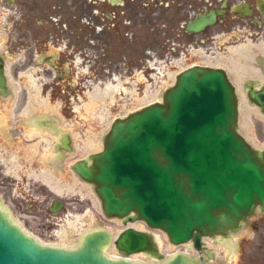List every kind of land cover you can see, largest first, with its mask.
<instances>
[{
  "label": "water",
  "instance_id": "water-1",
  "mask_svg": "<svg viewBox=\"0 0 264 264\" xmlns=\"http://www.w3.org/2000/svg\"><path fill=\"white\" fill-rule=\"evenodd\" d=\"M202 26L196 20L188 28ZM248 96L264 112V84H250ZM72 168L94 185L105 215L122 218L125 228L114 236L95 227L74 246L46 244L0 204V264H206L186 251L166 256L153 232L128 223L143 220L172 243L191 241L202 252L204 237L218 242L264 211V145L240 131L238 90L220 66L180 71L161 100L115 118L103 148ZM113 243L121 255L105 252ZM136 252L157 259L128 258Z\"/></svg>",
  "mask_w": 264,
  "mask_h": 264
},
{
  "label": "flooded vegetation",
  "instance_id": "flooded-vegetation-1",
  "mask_svg": "<svg viewBox=\"0 0 264 264\" xmlns=\"http://www.w3.org/2000/svg\"><path fill=\"white\" fill-rule=\"evenodd\" d=\"M196 20L203 22L202 28L190 30L189 24ZM4 21L11 29L1 42L8 51L23 50L28 62L39 52L40 45L54 42L59 51L48 52L42 59L47 64L44 69L47 74L46 69L54 67L56 62L58 66L63 65L60 73L55 74L59 80L72 72L66 61L73 60L79 42L86 44L88 58L98 56L95 52L99 42H103L101 48L106 57L110 56L111 47L118 44L115 59L125 57L127 46H134L136 59L143 55L148 57L152 69H159L154 64L159 59H174L178 50L176 45L162 50L157 42L159 34L166 33V39L174 44L188 42L189 53L209 56L210 61L219 60L220 65L228 68L227 62L232 63L236 46L248 44L254 48L255 42L264 45V0H0V23ZM36 25L59 27V33L51 30L45 40L40 41L33 30ZM209 51L211 54H207ZM256 58L264 73L263 51L258 50ZM0 66L5 67L4 77H0V96H10L18 106L13 128H8L4 119H0V135L4 139L0 142V200L12 198L15 206L31 210L23 200L17 199L23 193L18 188L28 186L43 209L48 196L46 167L63 168V159L70 153L64 150L63 138L67 137L73 149L72 133L60 130L56 118L41 113L44 103L40 102V97L44 87L39 80L43 76L36 72L21 74L17 67L9 71L1 52ZM24 75L28 78L26 85ZM30 76L34 81L32 86ZM47 128L50 129L49 137ZM24 141L27 147L21 146ZM55 200L53 198L47 206L50 210ZM58 201L61 209L67 202H73ZM10 207L15 212L11 203ZM231 258L233 264H264V211H255L234 233Z\"/></svg>",
  "mask_w": 264,
  "mask_h": 264
},
{
  "label": "rangeland",
  "instance_id": "rangeland-1",
  "mask_svg": "<svg viewBox=\"0 0 264 264\" xmlns=\"http://www.w3.org/2000/svg\"><path fill=\"white\" fill-rule=\"evenodd\" d=\"M10 29L6 21L0 23V52L4 54L8 62L9 71L11 68L17 67L21 74L36 72L35 74L43 76L39 80L40 86L44 87L43 94L40 97L43 99H40V102L44 103L40 107L41 113L45 114L44 112H46L48 116L56 118V123L60 130L62 128L72 133L75 148L66 155L63 160V168L55 170L51 168L50 170L53 174L62 172L67 175V178L62 183H52V185L47 187L46 208L40 209L41 201L31 193L33 190L28 186L27 188H18L23 193L17 199L19 201L23 200L24 205L31 210L15 206L11 202L12 198L9 200L4 199L3 202L8 206L11 203L16 219L30 233H33L44 242L71 245L80 239L84 231L96 226H104L114 234H117L124 228L121 218L106 217L102 209L101 200L93 185L82 181L71 169L70 165L77 159L86 157L90 152L103 148V139L114 118L126 116L148 103L161 100L164 91L174 84L178 71L200 59L208 60L209 56L205 58L195 52L189 53L187 49L188 47L190 48L188 42L180 41L174 44L166 39V33L159 34L157 42L159 41L160 44L158 46L162 50H169L170 46L173 45H176L178 50L174 54V59L171 57L159 59L154 63L159 69H152L148 63V57L146 58L143 55L141 59H136L134 46L132 48L127 46L125 57L115 59L114 55L118 54V44H116V47H111V54L106 57L103 55V48H101L103 42H99L96 43L99 49L95 47L97 50L95 54L98 53V56L95 55L92 58H88L85 53L87 52L86 44H80L79 42L78 52L74 55L73 60L68 59L66 61V66H71L72 72L68 73L64 80H59L55 78V74L60 73L63 65L58 66L56 62L54 67L46 69V71H49V74H47L44 70L47 64L42 59V56L48 52L59 51L54 42L40 45L39 52L35 54L31 62H28L25 60V52L23 50L8 51L7 46L1 42L10 32ZM21 29L24 30L23 27ZM33 30L36 36L40 38V41L45 40V36L51 30L59 33V27L56 26L40 27L36 25ZM254 48L256 51L264 49L260 44H256ZM207 54H211V51ZM119 59L123 60L119 61ZM248 64L253 71L254 69H259L258 65H254L251 62H248ZM227 65L234 67V63L227 62ZM247 69L251 70V68L247 67L245 71ZM230 74H232L231 76L235 82L240 81V79H236V70H233ZM22 78L25 80V85L28 84L26 75ZM110 83L115 85L116 89L107 90L106 85ZM242 85L239 84L241 106L245 96L249 105L258 110L252 109L248 114L251 123L249 131L246 133L242 129L241 131L252 143L261 147L264 145V112L251 102ZM17 116L18 106L16 101L11 100L10 96H0V119H4L8 124V128L9 126L11 128L14 127ZM47 133L49 137V128H47ZM3 140L0 135V142L2 143ZM89 141L94 142L90 144ZM21 146L27 147L28 145L24 141ZM50 152L51 150L48 151V155H50ZM52 155H54V152ZM81 195H85V197L82 199ZM53 198L73 202L69 204L67 202V206L64 209L54 212L47 207ZM34 204L37 205L34 206ZM73 204L76 206H73ZM21 206H23L22 203ZM136 225L140 228H147L141 222ZM154 233L159 234L162 238L160 246L164 252L188 251L194 256L199 254L195 248L188 247L191 242L173 244L168 239L167 234L161 229H155ZM228 239H232V235ZM205 241L208 249L213 252L212 257L208 256L206 258L207 264H233L231 251L228 246L216 242L210 236L205 237ZM108 252L115 253L112 245L108 247ZM135 256L141 260H149V256L142 252H138Z\"/></svg>",
  "mask_w": 264,
  "mask_h": 264
},
{
  "label": "bare ground",
  "instance_id": "bare-ground-1",
  "mask_svg": "<svg viewBox=\"0 0 264 264\" xmlns=\"http://www.w3.org/2000/svg\"><path fill=\"white\" fill-rule=\"evenodd\" d=\"M233 50H234V54L232 56V62H234V65L236 67V72H237V78L236 79H241L243 76L246 75V73H252V74H254V72L253 71H249V69H247L245 71V68L248 67L246 60H248V58H249V55H250V52H251V46L248 45V44H241L239 46H236ZM211 61L214 62V63H218V61H214V60H211ZM33 83H34L33 78H32V76H30V85L32 86ZM113 88L116 89L115 86L112 85V84H109V85L106 86V89L107 90H112ZM252 109L258 110L255 107H251L249 105V103H248V100L244 96L243 97V101H242V106H241L240 128L245 133L249 131L250 126H251L250 118H249L248 114H249V112ZM99 115H100V113H99ZM93 142L94 141H89L90 144H93ZM134 223L135 222H130V224H133V225H134ZM156 238H157L159 244L161 245L162 238L160 237V235L159 234H156ZM78 243H79V239L73 245L78 244ZM227 246L229 247L230 250L232 249V241L231 240H229L227 242ZM105 252L106 253H109L107 247L105 249ZM114 252L115 253H113V255H118L119 254L118 251H117V249H115ZM154 259H157V258L152 257V258H150L149 261L154 260Z\"/></svg>",
  "mask_w": 264,
  "mask_h": 264
},
{
  "label": "crops",
  "instance_id": "crops-1",
  "mask_svg": "<svg viewBox=\"0 0 264 264\" xmlns=\"http://www.w3.org/2000/svg\"><path fill=\"white\" fill-rule=\"evenodd\" d=\"M51 176L54 177L56 180H60L61 183L67 178V175L62 172L51 174Z\"/></svg>",
  "mask_w": 264,
  "mask_h": 264
}]
</instances>
